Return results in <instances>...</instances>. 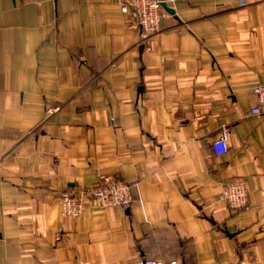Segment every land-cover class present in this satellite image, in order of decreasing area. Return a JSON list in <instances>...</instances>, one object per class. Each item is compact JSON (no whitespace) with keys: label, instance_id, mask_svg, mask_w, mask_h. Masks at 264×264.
I'll return each instance as SVG.
<instances>
[{"label":"crops","instance_id":"obj_1","mask_svg":"<svg viewBox=\"0 0 264 264\" xmlns=\"http://www.w3.org/2000/svg\"><path fill=\"white\" fill-rule=\"evenodd\" d=\"M240 1L168 2L146 50L122 0H0V264H264V0ZM100 175L131 205L62 216Z\"/></svg>","mask_w":264,"mask_h":264},{"label":"built area","instance_id":"obj_2","mask_svg":"<svg viewBox=\"0 0 264 264\" xmlns=\"http://www.w3.org/2000/svg\"><path fill=\"white\" fill-rule=\"evenodd\" d=\"M174 0H122L120 12L130 16V28L138 30L141 34V44L146 50H150L149 38L159 32L165 10L162 4L173 2ZM240 4H245L244 0ZM256 95V103L248 114H264V83H258L253 88ZM59 109L54 106L47 110L51 114ZM230 129L222 125L219 136L211 142V149L214 154L227 153ZM133 183L126 182L120 178L109 175H100L98 180L87 188L77 192L61 191L59 194L60 214L64 217H78L83 211L86 200H93L101 207L119 206L127 208L131 205L134 197L132 193ZM248 190L243 179L229 181L221 189L219 199L225 203L226 207L233 210H242L247 206ZM56 239H59L58 235ZM135 264H183L180 260L164 257H138Z\"/></svg>","mask_w":264,"mask_h":264},{"label":"water","instance_id":"obj_3","mask_svg":"<svg viewBox=\"0 0 264 264\" xmlns=\"http://www.w3.org/2000/svg\"><path fill=\"white\" fill-rule=\"evenodd\" d=\"M162 7L164 8V10H167V9H168V8L166 7V4H165V3L162 4Z\"/></svg>","mask_w":264,"mask_h":264},{"label":"trees","instance_id":"obj_4","mask_svg":"<svg viewBox=\"0 0 264 264\" xmlns=\"http://www.w3.org/2000/svg\"><path fill=\"white\" fill-rule=\"evenodd\" d=\"M181 262H183V261H181ZM184 264V263H183Z\"/></svg>","mask_w":264,"mask_h":264}]
</instances>
